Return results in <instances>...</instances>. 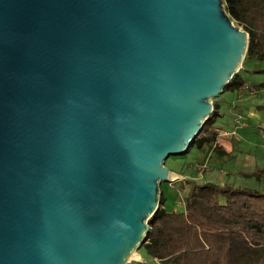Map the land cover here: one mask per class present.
<instances>
[{
    "label": "water",
    "instance_id": "95a60500",
    "mask_svg": "<svg viewBox=\"0 0 264 264\" xmlns=\"http://www.w3.org/2000/svg\"><path fill=\"white\" fill-rule=\"evenodd\" d=\"M249 43L223 0H0V264H131Z\"/></svg>",
    "mask_w": 264,
    "mask_h": 264
},
{
    "label": "trees",
    "instance_id": "16d2710c",
    "mask_svg": "<svg viewBox=\"0 0 264 264\" xmlns=\"http://www.w3.org/2000/svg\"><path fill=\"white\" fill-rule=\"evenodd\" d=\"M223 1L231 20L250 36L243 67L252 59L264 61V0ZM241 72L224 92L244 87ZM217 117L215 101L213 114L191 148L217 144ZM189 185L185 211H168L166 199H161L144 252L160 264H264V194L210 183Z\"/></svg>",
    "mask_w": 264,
    "mask_h": 264
},
{
    "label": "crops",
    "instance_id": "0c3cea01",
    "mask_svg": "<svg viewBox=\"0 0 264 264\" xmlns=\"http://www.w3.org/2000/svg\"><path fill=\"white\" fill-rule=\"evenodd\" d=\"M261 71L258 68L248 70L254 75ZM242 80L245 83L242 89L225 91L216 100L218 117L214 130L218 133L217 148H196V160L188 172L171 169L178 179L172 185L184 189L185 196L189 194L190 182L246 189L239 181L241 179H256L258 187L251 191L264 194V175L260 179L254 177L264 172V142L256 145L250 138L264 133V82L249 83L243 77ZM201 164L207 165L203 178L198 171ZM176 208L172 211L180 212L179 206ZM152 261L160 264L157 260Z\"/></svg>",
    "mask_w": 264,
    "mask_h": 264
},
{
    "label": "rangeland",
    "instance_id": "374dc122",
    "mask_svg": "<svg viewBox=\"0 0 264 264\" xmlns=\"http://www.w3.org/2000/svg\"><path fill=\"white\" fill-rule=\"evenodd\" d=\"M233 24L235 26H238L234 21ZM241 29L243 30V28ZM254 68H258L264 71V61H259L257 59L249 60L246 66L243 67L241 76L244 78L246 82L249 83L264 82V73H260L259 75H254L248 72V70L251 71ZM217 99H214L213 102H215ZM250 138L252 140V143H255L256 145L257 144L262 145V143L264 142V133H261V135L250 136ZM196 150L197 149L195 147L194 149H192V151L190 149L191 152L189 151L190 153L188 152L184 156L171 157L166 161L165 166L170 170L179 169V171L181 170L183 172H188L189 170H191V167L196 160V154H195ZM200 166H206L207 169L206 164H201ZM177 180L178 179H176L173 183L177 182ZM239 181H242L244 187H246L247 190L257 189L258 187V181L256 179H250V180L241 179ZM173 183H163L161 185V191H162L161 199L166 197L167 200L166 207L168 211L177 209L176 207L179 206L178 210L180 212H183V209H185V206L183 205V200L186 197L184 193V189L180 188L178 185H172ZM131 264H153V261L152 258L141 248L137 252V255L132 259Z\"/></svg>",
    "mask_w": 264,
    "mask_h": 264
},
{
    "label": "built area",
    "instance_id": "2783aa9c",
    "mask_svg": "<svg viewBox=\"0 0 264 264\" xmlns=\"http://www.w3.org/2000/svg\"><path fill=\"white\" fill-rule=\"evenodd\" d=\"M216 147H217V144L213 148L215 149ZM205 170H206V166H199L198 171L200 174V178H203V174H204ZM183 205H185L184 200H183Z\"/></svg>",
    "mask_w": 264,
    "mask_h": 264
},
{
    "label": "bare ground",
    "instance_id": "6f19581e",
    "mask_svg": "<svg viewBox=\"0 0 264 264\" xmlns=\"http://www.w3.org/2000/svg\"><path fill=\"white\" fill-rule=\"evenodd\" d=\"M177 177L176 176H173V179H176ZM137 254H135L133 257H132V259L136 256Z\"/></svg>",
    "mask_w": 264,
    "mask_h": 264
}]
</instances>
